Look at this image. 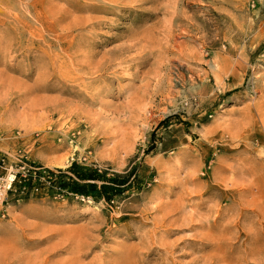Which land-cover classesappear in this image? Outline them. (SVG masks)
Wrapping results in <instances>:
<instances>
[{
	"label": "rangeland",
	"instance_id": "374dc122",
	"mask_svg": "<svg viewBox=\"0 0 264 264\" xmlns=\"http://www.w3.org/2000/svg\"><path fill=\"white\" fill-rule=\"evenodd\" d=\"M262 103L264 0H0V152L126 177L0 205V264H264Z\"/></svg>",
	"mask_w": 264,
	"mask_h": 264
},
{
	"label": "built area",
	"instance_id": "2783aa9c",
	"mask_svg": "<svg viewBox=\"0 0 264 264\" xmlns=\"http://www.w3.org/2000/svg\"><path fill=\"white\" fill-rule=\"evenodd\" d=\"M65 170L49 168L28 160L23 154L0 152V205L2 210L12 202L58 195L67 192L61 185Z\"/></svg>",
	"mask_w": 264,
	"mask_h": 264
},
{
	"label": "trees",
	"instance_id": "16d2710c",
	"mask_svg": "<svg viewBox=\"0 0 264 264\" xmlns=\"http://www.w3.org/2000/svg\"><path fill=\"white\" fill-rule=\"evenodd\" d=\"M65 172L71 176L63 174L66 178L61 182L64 189L82 196L94 195L106 202L119 195L126 183V177L120 174L114 173L111 178H105L100 170L92 166H82L76 162H72ZM98 182L101 184L98 185Z\"/></svg>",
	"mask_w": 264,
	"mask_h": 264
},
{
	"label": "bare ground",
	"instance_id": "6f19581e",
	"mask_svg": "<svg viewBox=\"0 0 264 264\" xmlns=\"http://www.w3.org/2000/svg\"><path fill=\"white\" fill-rule=\"evenodd\" d=\"M147 39V38H146ZM130 43V42H129ZM138 44H139V41H136V42H133V43H130V44H127V45H122L123 47H117V48H113V50H110V51H108L107 53H108V58L103 62V64L99 67V68H97L96 69V72L98 71V72H101L100 74H102V73H104L105 72V70L109 67H111L112 65H114V64H117V65H119L120 63H123L124 62V60H128L129 58L127 57V56H122L123 54H125V53H127V52H132V51H135L136 50V48H138L137 46H138ZM148 45V44H147ZM140 54V53H139ZM164 56V55H163ZM124 58H126V59H124ZM86 68V66L85 65H83V66H81V68ZM105 75V74H104ZM100 78H96V79H94V80H99ZM70 88H73L74 87V85H71V86H69ZM262 104H264V103H262ZM262 108H264V107H262ZM248 111V110H247ZM249 118H250V116H249ZM243 119V118H242ZM243 121H245V120H243ZM230 132V131H229ZM236 134V133H235ZM235 137V136H234ZM237 137V136H236ZM62 155V154H61ZM66 155V154H65ZM57 157L58 158H60V156L59 155H57ZM62 158V157H61Z\"/></svg>",
	"mask_w": 264,
	"mask_h": 264
}]
</instances>
